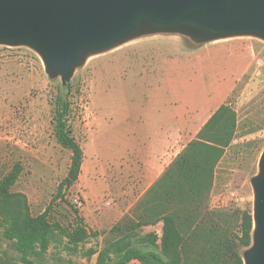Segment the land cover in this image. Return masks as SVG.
<instances>
[{"label": "rangeland", "instance_id": "obj_1", "mask_svg": "<svg viewBox=\"0 0 264 264\" xmlns=\"http://www.w3.org/2000/svg\"><path fill=\"white\" fill-rule=\"evenodd\" d=\"M65 99L70 135L83 151L78 178L69 187L61 182L71 152L54 133ZM221 104L235 112L237 122L204 202L207 211L218 212L191 214L195 223L204 219L195 230L196 245H204L205 225H217L209 240L219 236L225 222L215 214L226 212L232 227L235 219L227 212L253 210L252 180L264 150V36L208 37L190 25L168 29L143 22L124 40L84 52L68 83L46 70L32 45L0 42V184L20 195L31 216L45 213L49 227L46 251L35 247L22 255L3 238L0 223V264H96L102 250L112 261L123 256L120 248L158 251L154 243L163 221H152L155 204L164 207L165 201L157 193L154 204L144 192L148 184L137 187L132 128L146 132L149 122L156 128L157 117L170 115V158ZM186 245L180 247L182 260ZM251 245L239 248L242 264Z\"/></svg>", "mask_w": 264, "mask_h": 264}, {"label": "trees", "instance_id": "obj_2", "mask_svg": "<svg viewBox=\"0 0 264 264\" xmlns=\"http://www.w3.org/2000/svg\"><path fill=\"white\" fill-rule=\"evenodd\" d=\"M68 112L69 102L65 99L56 115L54 129L57 142L71 152L69 169L61 182V185L66 187L77 180L83 158L81 146L70 135ZM236 122L235 112L226 104H221L201 126L195 137L181 149L166 170L146 190V197L153 198V203L157 193H160V199L165 201L164 207H158L160 205L154 203L158 213L152 222L163 221L159 244L154 243L158 251L119 247L120 250L124 249L123 256L117 261H112L107 251L102 250L98 253L96 264H127L131 260L138 261L137 264H220V259L242 264L239 248L249 247L252 242L251 209L227 212L235 219L232 227L228 224L226 212L223 215L215 214L221 217L225 225L219 226L220 234L212 240H209V235L216 231L217 225H205L202 228L205 232L204 245L195 244V230L201 227L204 219L200 218L196 223L191 219L193 211L198 213V210H204L203 217L218 212L207 211L204 202L214 185L216 168L234 138ZM226 126L229 128L221 130ZM19 197L20 195L9 193L7 187L0 184L2 236L22 255L33 251L35 247L38 252L44 253L48 246L49 228L45 213L31 216L25 201ZM216 222V219L212 221ZM81 237L82 235H78L75 240ZM183 243L187 244L186 260H182L180 256Z\"/></svg>", "mask_w": 264, "mask_h": 264}, {"label": "water", "instance_id": "obj_3", "mask_svg": "<svg viewBox=\"0 0 264 264\" xmlns=\"http://www.w3.org/2000/svg\"><path fill=\"white\" fill-rule=\"evenodd\" d=\"M143 22L168 29L190 25L208 37L264 36V0H0V42L32 45L46 70L67 83L84 52L124 40ZM259 166L245 264H264V150Z\"/></svg>", "mask_w": 264, "mask_h": 264}, {"label": "crops", "instance_id": "obj_4", "mask_svg": "<svg viewBox=\"0 0 264 264\" xmlns=\"http://www.w3.org/2000/svg\"><path fill=\"white\" fill-rule=\"evenodd\" d=\"M157 118L159 121L157 125L155 124L156 128L153 126L150 127V122L149 128L146 132V128H142L141 126H139V129H136V126L135 128H132V137L136 140V149L138 150V154H136L135 151H132L133 162L135 163L134 167L136 170L135 179L137 187L146 186V184H148L144 192L153 185V183L166 170L174 157L181 151V149H179L173 156L168 158L172 148L170 140L173 129L172 117L163 113ZM203 123H201L197 129H200ZM146 124L148 125V123ZM143 193L139 194L137 198ZM160 236L161 235H158V237Z\"/></svg>", "mask_w": 264, "mask_h": 264}]
</instances>
